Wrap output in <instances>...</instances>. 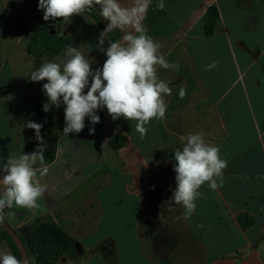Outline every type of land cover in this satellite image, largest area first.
<instances>
[{
    "label": "crops",
    "instance_id": "1",
    "mask_svg": "<svg viewBox=\"0 0 264 264\" xmlns=\"http://www.w3.org/2000/svg\"><path fill=\"white\" fill-rule=\"evenodd\" d=\"M38 2L0 0V165L39 142L24 126L29 120L43 124L41 136L54 151V159L46 162L50 170L42 182L48 189L40 207L3 212L23 243L32 239L30 223L45 216L77 241L73 261L62 257L56 264H264V0H164V10L153 0L144 23L166 59L180 67L159 69L172 95L165 97V119L147 125L144 138L135 122L113 121L106 108L98 111V124L86 118L82 132L67 136L64 105L43 111L47 81L32 82L28 76L32 66L59 60L66 49L53 58L30 56L26 45L34 31L51 26L72 39V46L93 59V70L107 57L96 47L103 29L86 13L68 23L45 21ZM211 4L218 20L206 37L202 18ZM213 61L219 63L206 70ZM180 87L187 91L183 99ZM196 132L220 148L228 166L223 187L202 186L203 198L184 220L183 207L170 206L172 191L163 185L176 175L168 157L182 147L179 137ZM111 135L125 138L116 151L108 145ZM162 212H170L165 235L142 236L146 215ZM239 215L252 223L242 227ZM172 237L174 252L190 245L194 254H166ZM4 245L0 242V250Z\"/></svg>",
    "mask_w": 264,
    "mask_h": 264
},
{
    "label": "clouds",
    "instance_id": "2",
    "mask_svg": "<svg viewBox=\"0 0 264 264\" xmlns=\"http://www.w3.org/2000/svg\"><path fill=\"white\" fill-rule=\"evenodd\" d=\"M152 3L153 0H39L38 9L45 21L68 23L74 15L95 9L107 22L96 45L107 57L102 67L93 70V59L78 47L69 46L59 60H43L36 69L32 66L28 76L32 82L47 81L42 85L47 97L44 112L64 105L63 135L82 132L86 118L92 125L98 124L97 113L104 108L113 121L123 117L135 122V131L141 138L147 135L146 126L153 120L165 119V97L172 95V88L160 78L159 69L179 71L180 66L169 62L161 52V44L149 35L144 21ZM156 8L164 10V0H158ZM114 32L121 33L120 38H110ZM218 63L213 61L206 70ZM186 94V88L180 87L179 97L183 99ZM24 126L34 130L39 146L30 153L9 155L0 165V221L5 209H38V200L48 189L42 182L50 170L44 156L43 124L29 120ZM94 131V127L89 129L90 133ZM179 141L182 147L172 153L176 187L169 189L173 194L168 202L170 206H182V218L188 220L195 213L196 201L203 198L202 186L207 184L212 191L223 187L228 163L221 158L220 148L208 143L202 132L181 135ZM0 264H35V257L25 254L18 258L11 251L0 250Z\"/></svg>",
    "mask_w": 264,
    "mask_h": 264
},
{
    "label": "trees",
    "instance_id": "3",
    "mask_svg": "<svg viewBox=\"0 0 264 264\" xmlns=\"http://www.w3.org/2000/svg\"><path fill=\"white\" fill-rule=\"evenodd\" d=\"M86 14L102 29H104L103 19L99 13L92 9ZM218 20V10L216 5L211 4L206 9L202 18V29L204 36H211L214 32ZM121 33L114 32L110 38L118 39ZM107 43V41H106ZM73 45L72 39L61 36L54 31V28L42 27L34 31L26 45L27 53L34 58H53L59 56L65 49ZM40 109V108H38ZM125 142L122 136L111 135L108 139V145L113 151L118 150ZM39 146V142L30 143L24 153H30ZM45 162H51L54 159L52 147L44 143ZM173 152L169 154V161L175 164ZM4 220V219H3ZM237 220L242 227H248L252 219L245 215L237 216ZM5 221V220H4ZM30 227L33 232L29 245H25L28 256L35 257V264H56L61 257L72 258L77 250L76 239L68 234L59 224L51 221L48 217L40 216L35 218ZM21 240L22 237L20 236ZM0 242L7 245L9 251L20 258V254L13 244L8 234L0 227ZM23 242V241H22ZM160 264H172L169 260H164Z\"/></svg>",
    "mask_w": 264,
    "mask_h": 264
},
{
    "label": "rangeland",
    "instance_id": "4",
    "mask_svg": "<svg viewBox=\"0 0 264 264\" xmlns=\"http://www.w3.org/2000/svg\"><path fill=\"white\" fill-rule=\"evenodd\" d=\"M168 180L170 182L171 181H173V182H171V184L167 182V183H165L163 185L164 187L163 186L162 187H163L164 191H168L169 192L170 188L171 189H175V187H176L175 175H173V178L171 176ZM170 212H162V214H160V215L156 214L155 216H152V217H149V216H151L149 214L146 215L145 222L147 223V226L145 224L142 225V227H141L142 228L141 235L145 236L146 238L154 236V235H156L155 238H157V236L159 237L160 235H165V231H164L163 227L166 224H168L167 220L169 219L168 215L170 214ZM165 217L167 218V220L164 219ZM175 240H176V238L172 237V240H171L170 244L166 245V248L164 250L166 254L169 253V255L172 256V257L173 256L178 257L181 254H183V255L184 254H188L190 256H192L194 254V250H193L192 246H190V245L189 246H184V248L182 250H177L176 252H174L175 251V246H174ZM1 243H3V242H1ZM3 244H5V243H3ZM5 248L6 249H3V250H9V249H7L8 248L7 245H6ZM151 250L154 251L155 248L152 247ZM75 255H76V253L74 254V256L72 258H68V259L73 261V258L75 257ZM65 258H67V257H65ZM71 261H67L68 264H74V262H71Z\"/></svg>",
    "mask_w": 264,
    "mask_h": 264
},
{
    "label": "water",
    "instance_id": "5",
    "mask_svg": "<svg viewBox=\"0 0 264 264\" xmlns=\"http://www.w3.org/2000/svg\"><path fill=\"white\" fill-rule=\"evenodd\" d=\"M0 227L8 234L13 244L16 246L20 257L25 254L28 255L20 236L4 220L0 221Z\"/></svg>",
    "mask_w": 264,
    "mask_h": 264
}]
</instances>
